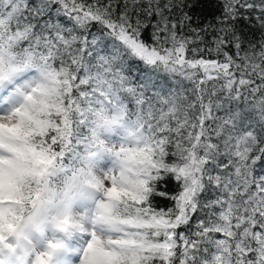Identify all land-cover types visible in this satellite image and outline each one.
<instances>
[{
	"label": "snow or ice",
	"instance_id": "6c2138e0",
	"mask_svg": "<svg viewBox=\"0 0 264 264\" xmlns=\"http://www.w3.org/2000/svg\"><path fill=\"white\" fill-rule=\"evenodd\" d=\"M0 264H264V0H0Z\"/></svg>",
	"mask_w": 264,
	"mask_h": 264
},
{
	"label": "trees",
	"instance_id": "16d2710c",
	"mask_svg": "<svg viewBox=\"0 0 264 264\" xmlns=\"http://www.w3.org/2000/svg\"><path fill=\"white\" fill-rule=\"evenodd\" d=\"M214 2H215V0H214ZM52 12H53V13L55 12V9H54V8L52 9ZM61 19H66V18H61ZM91 31H95V27H93V28L91 29ZM132 73H133V75H136V74H137L135 68L132 69ZM164 76H167V87H168V88L178 89V88L180 87V81H181L182 78L175 77V76H171V75L165 74V73H163V72H161L156 78H157L158 80H160V82L162 83L163 80H162L161 78L164 77ZM183 85H184V87H190V84H189V82H187V81H183ZM241 106H242V105H241ZM228 108H236V104H231V105H230V104H228V103L226 102V103H225V109H223V110H218V111L216 112V114H217V115H224V114H225V111H226ZM177 118L182 119V116H180V117H173L174 120L177 119ZM132 119H135V117H133ZM161 206H164V205L161 204ZM168 206H171V205L169 204ZM181 230H182V231H186V229H184V228H182Z\"/></svg>",
	"mask_w": 264,
	"mask_h": 264
},
{
	"label": "rangeland",
	"instance_id": "374dc122",
	"mask_svg": "<svg viewBox=\"0 0 264 264\" xmlns=\"http://www.w3.org/2000/svg\"><path fill=\"white\" fill-rule=\"evenodd\" d=\"M122 135V134H121ZM112 143H114V144H116V143H118V141H113ZM77 211H82V209H77Z\"/></svg>",
	"mask_w": 264,
	"mask_h": 264
}]
</instances>
